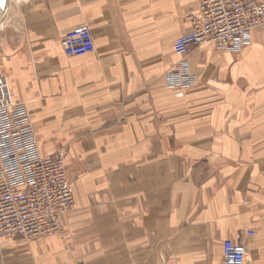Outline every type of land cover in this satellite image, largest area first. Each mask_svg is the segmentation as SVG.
Segmentation results:
<instances>
[{
  "label": "crops",
  "instance_id": "crops-1",
  "mask_svg": "<svg viewBox=\"0 0 264 264\" xmlns=\"http://www.w3.org/2000/svg\"><path fill=\"white\" fill-rule=\"evenodd\" d=\"M197 0H0V76L43 156L64 150L63 229L0 239V264H264V27L237 52L193 49L197 85H161ZM91 28L95 51L65 56ZM66 149V150H65ZM250 233H253L251 235Z\"/></svg>",
  "mask_w": 264,
  "mask_h": 264
},
{
  "label": "built area",
  "instance_id": "built-area-1",
  "mask_svg": "<svg viewBox=\"0 0 264 264\" xmlns=\"http://www.w3.org/2000/svg\"><path fill=\"white\" fill-rule=\"evenodd\" d=\"M197 12L188 17L190 30L179 35L173 52L179 61L163 75L172 90L194 85L189 69L193 49L212 44L220 52H237L252 43V31L264 27V0H197ZM65 56L95 51L91 28L77 26L60 39ZM65 151L43 156L26 104L12 97L9 81L0 76V239L35 241L63 229L73 188L65 171ZM253 235V233H250ZM224 264H245L246 246L223 240Z\"/></svg>",
  "mask_w": 264,
  "mask_h": 264
},
{
  "label": "rangeland",
  "instance_id": "rangeland-1",
  "mask_svg": "<svg viewBox=\"0 0 264 264\" xmlns=\"http://www.w3.org/2000/svg\"><path fill=\"white\" fill-rule=\"evenodd\" d=\"M194 74H195V73H194ZM195 76H196V81H195L194 85L191 86L190 88L179 89V90H172V89H169V88L166 87V85L163 84V76H162V79H161V85L163 86L164 89L169 90V91L174 95L175 98H177V99H182L187 91L191 90L192 88H194V86L197 85L198 76H197L196 74H195ZM65 150H66V149H65ZM65 152H66V151H65ZM71 206H72V207H71L70 211L74 208V206H73V202H72V205H71ZM70 211H68V212H70Z\"/></svg>",
  "mask_w": 264,
  "mask_h": 264
}]
</instances>
